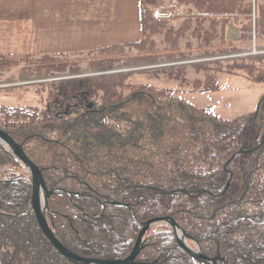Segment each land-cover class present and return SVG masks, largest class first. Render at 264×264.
Returning a JSON list of instances; mask_svg holds the SVG:
<instances>
[{
	"label": "trees",
	"instance_id": "trees-1",
	"mask_svg": "<svg viewBox=\"0 0 264 264\" xmlns=\"http://www.w3.org/2000/svg\"><path fill=\"white\" fill-rule=\"evenodd\" d=\"M160 3L187 13L175 26L144 7L141 37L92 49L107 58L91 63L90 74L61 63L66 59L0 55L4 67L34 63L19 78L34 88V106L0 105V130L41 171L50 193L46 220L71 253L124 259L143 224L171 217L202 255L220 257L217 264H264V95L252 114L229 121L181 98L219 92V74L264 83V0ZM236 34L242 46L226 48ZM181 48L198 60L239 57L197 64L190 68L195 78L177 66L142 70L186 57L174 54ZM115 71L126 72L104 74ZM137 76L175 86L139 83ZM30 190L26 168L0 147V264H72L40 232ZM137 259L197 264L166 225L146 234Z\"/></svg>",
	"mask_w": 264,
	"mask_h": 264
},
{
	"label": "crops",
	"instance_id": "crops-1",
	"mask_svg": "<svg viewBox=\"0 0 264 264\" xmlns=\"http://www.w3.org/2000/svg\"><path fill=\"white\" fill-rule=\"evenodd\" d=\"M140 0H0V52L43 54L137 35Z\"/></svg>",
	"mask_w": 264,
	"mask_h": 264
},
{
	"label": "rangeland",
	"instance_id": "rangeland-1",
	"mask_svg": "<svg viewBox=\"0 0 264 264\" xmlns=\"http://www.w3.org/2000/svg\"><path fill=\"white\" fill-rule=\"evenodd\" d=\"M163 3H160V5L158 4L157 6L166 7L167 5H163ZM183 11L186 12L185 10ZM180 22L181 19L179 21L173 22V24L177 26ZM231 44L239 45L237 40V35L234 36L233 40H231L230 46H232ZM240 45L242 46V44ZM186 50H187L186 48H181L179 51H181L182 53L183 52L188 53V51ZM124 54L130 56L133 54V51L132 52L127 51ZM110 57H117V56L113 55ZM105 58L107 57L95 55V54L91 55V53H83L77 56H72L70 60H68L70 63L65 65L71 67H79V69L81 70L80 73L90 74L89 65L94 61H98L100 59H105ZM181 63L186 64L189 62L183 61ZM23 69L33 70L34 63L20 64L18 65V67L15 68L0 70V82L4 80L10 82L19 80V75L23 74V72H21ZM83 74H78V75H83ZM188 77L195 78V75L193 74L192 71H190V69L188 71ZM144 79H145L144 76H137L135 78V81L139 83H150L152 84V86H157L165 89L173 88L175 86L173 81L164 78H159L157 80L151 79L150 81ZM217 81L219 82V85L223 87L224 89L223 91L213 94L184 95L183 100L192 106L213 107L216 110V113L222 119L233 120L236 118H242V117L244 118L245 116L252 114L257 107L259 99L264 95V83L261 85L252 84L245 81L244 79L238 77H231L227 75H218ZM15 93L19 94L17 99L15 98ZM22 93H23L22 89H14L9 93H0V104L1 103L9 104L11 106L25 105V103L22 102V98H21ZM114 126L120 129L124 128L122 125H114Z\"/></svg>",
	"mask_w": 264,
	"mask_h": 264
},
{
	"label": "water",
	"instance_id": "water-1",
	"mask_svg": "<svg viewBox=\"0 0 264 264\" xmlns=\"http://www.w3.org/2000/svg\"><path fill=\"white\" fill-rule=\"evenodd\" d=\"M0 141L9 148V150L18 158V160L26 166L28 169L30 176H31V194H30V202H31V210L35 217V220L44 235V237L48 240V242L67 260L76 263V264H142L136 261V257L140 251L141 240L148 230V228L155 223L160 222H170L172 228L177 229L178 227L170 220V219H163V220H153L148 222L143 230L141 231L134 249L130 256L127 259L120 260V261H98L88 258L79 257L73 255L72 253L68 252L60 243L54 238L53 234L51 233L45 218H44V211L46 209V200L48 197L47 189L45 187L44 181L42 179L41 173L39 170L33 165V163L28 159V157L24 154L22 148L18 146L10 137L6 134L0 132ZM41 193L44 194L43 202L40 200ZM178 244L180 248L184 250L188 255H190L194 260H196L200 264H216V261L219 259L218 257L215 260H208L203 256H198L184 247L181 241L178 240Z\"/></svg>",
	"mask_w": 264,
	"mask_h": 264
}]
</instances>
